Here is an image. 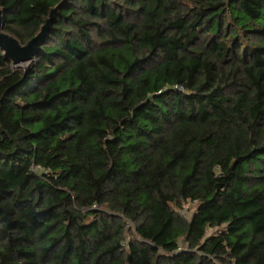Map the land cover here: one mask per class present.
I'll use <instances>...</instances> for the list:
<instances>
[{
	"label": "trees",
	"instance_id": "1",
	"mask_svg": "<svg viewBox=\"0 0 264 264\" xmlns=\"http://www.w3.org/2000/svg\"><path fill=\"white\" fill-rule=\"evenodd\" d=\"M54 8L0 49V264H264V0H0L3 30Z\"/></svg>",
	"mask_w": 264,
	"mask_h": 264
},
{
	"label": "water",
	"instance_id": "2",
	"mask_svg": "<svg viewBox=\"0 0 264 264\" xmlns=\"http://www.w3.org/2000/svg\"><path fill=\"white\" fill-rule=\"evenodd\" d=\"M54 8L51 11V15L46 23L41 28L42 30L31 40L22 45L15 37L9 35L3 30L4 25V13L0 9V49L4 50L6 57L12 60L13 64L23 65L28 64L35 57L37 53L41 51L45 44L48 35L49 27L54 18Z\"/></svg>",
	"mask_w": 264,
	"mask_h": 264
},
{
	"label": "rangeland",
	"instance_id": "3",
	"mask_svg": "<svg viewBox=\"0 0 264 264\" xmlns=\"http://www.w3.org/2000/svg\"><path fill=\"white\" fill-rule=\"evenodd\" d=\"M23 65H26V64H23ZM27 65H28V64H27ZM189 205H190V202H188V203L185 204L186 209L189 208Z\"/></svg>",
	"mask_w": 264,
	"mask_h": 264
}]
</instances>
